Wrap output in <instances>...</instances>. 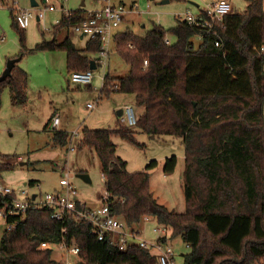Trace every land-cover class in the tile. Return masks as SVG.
I'll use <instances>...</instances> for the list:
<instances>
[{
    "label": "trees",
    "instance_id": "trees-1",
    "mask_svg": "<svg viewBox=\"0 0 264 264\" xmlns=\"http://www.w3.org/2000/svg\"><path fill=\"white\" fill-rule=\"evenodd\" d=\"M244 1L245 9L225 16L224 28L216 26L213 33L178 19L168 32L152 24L142 37L130 31L114 36L128 73L104 75L100 97L114 92L132 95L143 109L136 127L152 137L182 139L184 212L168 210L153 196L149 180L155 161L143 171H126L112 137L133 140L130 128L82 131V145L92 149L101 163L113 214L129 227L148 216L170 228V239L180 237L190 250L182 264L264 260V10L263 0ZM71 13L52 27V40L41 41L35 50L63 51L67 70L84 72L101 43L90 39L83 50L77 49L67 29L84 15ZM13 26L18 27L15 20ZM62 33L65 37L58 41ZM194 39H199L198 46ZM28 80L14 67L11 76L0 82L9 88L13 105L26 103ZM54 139L65 144L68 134L55 131ZM175 165V157L165 159L164 173H171ZM11 167L0 163V176ZM14 197L0 195V208ZM8 222H15V227L2 233L0 264H58L53 250L40 245L63 239L80 248L81 264H156L145 250L130 246L120 252L108 239L98 241L86 223L52 219L48 208L33 206L22 220ZM167 240L162 237L159 242Z\"/></svg>",
    "mask_w": 264,
    "mask_h": 264
},
{
    "label": "rangeland",
    "instance_id": "rangeland-1",
    "mask_svg": "<svg viewBox=\"0 0 264 264\" xmlns=\"http://www.w3.org/2000/svg\"><path fill=\"white\" fill-rule=\"evenodd\" d=\"M34 1L37 3L36 7H31L30 0H20L17 4L12 0H3V4L0 3V75L9 59L23 53L15 67L23 70L29 78L27 101L23 105H13L9 88L5 84L0 85V163L12 166L1 173L0 184L15 191L19 198L23 197L21 191L26 188L30 195L58 193L63 191L59 181L63 174L68 173L75 200L99 208L108 194L101 163L92 149L82 145V131L116 130L126 127L117 116L119 109L131 105L136 117L140 116L143 109L136 105L132 95L117 92L108 98L99 95L101 87L99 75L124 77L128 73V68L121 61L114 45L111 47L112 53L106 70L103 71L102 68L94 70L96 77L91 87L71 82L63 51H36L35 47L41 41L52 40L53 33L49 30L62 17L63 11L69 9L70 0H46L45 3L43 0ZM125 1L127 3L125 9L128 11L132 2ZM133 1L136 13L126 11L127 22L121 23L118 29L124 31L129 27L134 37H142L151 28L152 22L168 32L187 11L196 15L198 12L196 5L200 10H204L206 5L217 0H168V3H162L164 0ZM229 1L234 12H242L247 5L244 0ZM81 2L86 6L94 3L96 8L93 10L102 7L96 0H74L75 7ZM48 6H55L56 11L44 13L43 20L38 21L34 17L24 30L13 26L14 13L12 14L10 8L14 9V12L31 9L36 13ZM130 10L133 11V7ZM64 37L65 34H59L57 40L61 41ZM69 37L80 51L89 42L88 39L79 40L73 33H69ZM194 43L198 46L199 39H194ZM87 105H93L96 109L90 110ZM53 113L60 119V125L55 130L45 128ZM130 129L133 132V140L112 137V142L116 145V155L126 162V171L128 173L143 171L147 163L155 161L157 164L150 170L149 180L153 196L168 210L184 212L182 173L185 151L182 139L171 135L151 137L136 126ZM55 131L68 134L65 144L55 141ZM171 157L176 158L175 168L171 173H164L165 159ZM77 174H87L90 182L76 177ZM29 182L38 183L40 188H36L35 185L29 186ZM154 223L155 221L151 219V222L147 224L141 222L134 228L144 227L142 239L146 238L143 237L146 228L148 242L155 243L157 236L152 233ZM5 229L6 225L0 219V239ZM167 246L174 254V264H182L183 256L190 251L180 237L169 239ZM52 258L58 264L65 261V256L56 250L53 251ZM254 264H264V260Z\"/></svg>",
    "mask_w": 264,
    "mask_h": 264
},
{
    "label": "built area",
    "instance_id": "built-area-1",
    "mask_svg": "<svg viewBox=\"0 0 264 264\" xmlns=\"http://www.w3.org/2000/svg\"><path fill=\"white\" fill-rule=\"evenodd\" d=\"M12 1L17 4L20 0ZM45 2L46 0H43V3ZM0 3L1 5L3 4L2 2ZM96 3L101 4L102 7L85 14L82 19L70 26L67 31L68 33L76 34L81 39L90 40L97 38L100 40L101 45L96 54V62L94 64H96L95 68L97 66L104 71L108 67V59L112 53L111 47L116 35L115 32L123 22L127 10L125 9V5L121 4V0H96ZM205 7L204 10H199L196 15L187 11L180 20L185 21L191 26L202 28V30L208 33H213L216 26L224 28L222 23L224 17L233 12L228 0H217ZM10 10L14 13V20L18 27L26 29L34 17L38 21L43 20L44 13L56 11V7L48 6L36 13H33L31 9L15 12L12 8ZM72 15L71 11H65L61 18L69 19ZM60 19L54 26L60 24ZM51 31L52 28L49 32ZM165 43L169 44L170 42L169 40H165ZM128 46L132 47L131 45ZM94 78V70L92 69L84 72L70 73L71 82L77 85L84 84L91 87ZM99 78L101 80L99 95H101V90L104 87V74L100 75ZM87 108L90 110L96 109L93 105H87ZM118 117L128 128L135 127L137 124V117L131 105L122 107ZM59 123V116L55 114L50 119L48 127L55 130ZM31 185H35L38 189L40 188L38 183L34 184L33 182ZM59 185L63 188V191L39 195H30L26 188L21 191L23 197L19 198L15 191L0 184L1 196L15 195L12 200L7 201L0 208V219L4 221L6 229L9 230L15 227V222H8V220L14 219L16 221L18 218L22 220L29 208L33 206L48 208L51 210V218L58 222L65 223L68 219H73L74 221L90 225V234L93 237L98 241L108 239L120 252H125L130 246H134L154 256L156 264H174V254L171 248L167 246V242H159V239L162 237L170 239V228L159 225L154 220L152 233L157 236L156 242H148V240L142 239V231L140 229L134 228L135 225L132 227L127 226L122 219L113 214L110 207L112 202H110L108 196L103 199L102 207L91 208L75 200L68 173L62 175ZM151 219V217L146 216L142 219V222L147 224L151 222ZM62 232L65 233V230H62ZM40 249H52L53 251L61 252L65 256L63 264H81L82 262L80 248L73 243H67L64 239L57 244L44 242L40 245Z\"/></svg>",
    "mask_w": 264,
    "mask_h": 264
},
{
    "label": "crops",
    "instance_id": "crops-1",
    "mask_svg": "<svg viewBox=\"0 0 264 264\" xmlns=\"http://www.w3.org/2000/svg\"><path fill=\"white\" fill-rule=\"evenodd\" d=\"M132 3H130V6H129V10L127 11V12H130V13H132V14H135L136 12H135V10H136V6H135V2L133 1V0H130ZM229 1V0H228ZM169 2V1H168ZM69 6H68V10L67 11H73V12H79V13H82L83 15H85V14H88L89 13V11L90 10H93V9H95L96 8V6L94 5V3H93V5H91V6H86L85 5V3L84 2H81V4H79V6L78 7H75V5H74V0H70L69 2ZM116 3V2H115ZM229 3H230V1H229ZM246 3V2H245ZM121 4L122 5H125V4H127L126 3V1L125 0H121ZM74 5V6H73ZM231 5V4H230ZM207 6V5H206ZM246 6V5H245ZM132 7H133V11L132 10H130V9H132ZM196 7L198 8V12H199V10H200V7H198L197 5H196ZM231 8H232V6H231ZM263 10H264V0H263ZM232 11L234 12V10L232 9ZM65 11H63V13H64ZM91 12V11H90ZM197 12V13H198ZM126 14V13H125ZM149 20H152V19H149ZM127 22V20L125 19V15H124V20H123V22H122V24H124V22ZM137 21H139L138 19H137ZM154 22H152V24H153ZM156 24V23H155ZM128 25V24H127ZM144 27V25H142V28ZM151 27H152V25H151ZM151 29V28H150ZM149 29V30H150ZM130 30V28L128 27V28H125L124 29V31H129ZM123 30L121 31V30H119V29H117L116 30V32H115V34H117V33H120V32H124ZM71 34V33H70ZM68 36H69V33H68ZM78 38H79V40H83V39H81V37H79V36H77ZM74 43V42H73ZM113 45H114V42H113ZM115 46V45H114ZM92 61H94V63L96 62V55L95 56H92V59H91ZM96 64H94V66H95ZM97 69H99L97 66H96V68L94 69V70H97ZM100 76V75H99ZM96 77V76H95ZM100 79V78H99ZM120 110V109H119ZM142 114V112L140 113V115ZM55 115V113H53L52 115H51V117H50V119L52 118V116H54ZM57 115V114H56ZM50 119L48 120V122H47V124H46V126H45V128H47V125L49 124V122H50ZM60 120V119H59ZM59 125H60V123H59ZM152 137V136H151ZM20 165H22V163L20 164ZM33 182H29L28 183V185L30 186L31 184H32ZM61 187V186H60ZM62 188V187H61ZM58 192V191H57ZM82 204H84V203H82ZM86 206H88V207H91V206H89V205H87V204H85ZM91 208H94V207H91ZM136 226V225H135ZM139 230V229H138ZM140 230L141 231H143L144 232V227L143 228H140ZM146 232H147V229L145 228V236H144V233H143V237H146L145 239L147 240V236H146Z\"/></svg>",
    "mask_w": 264,
    "mask_h": 264
},
{
    "label": "water",
    "instance_id": "water-1",
    "mask_svg": "<svg viewBox=\"0 0 264 264\" xmlns=\"http://www.w3.org/2000/svg\"><path fill=\"white\" fill-rule=\"evenodd\" d=\"M162 3H168V0H164ZM30 5H31V7H36L37 3L34 0H30ZM19 60H20V58H12L6 62V66L4 68V71L0 75V82H3L4 80H6L7 78H9L11 76L12 70L15 67L16 63L19 62ZM90 69H92V70L95 69L94 61H92V60L90 61ZM119 115H120V111L117 112V116H119ZM76 177L84 180L85 182H90L87 174H77Z\"/></svg>",
    "mask_w": 264,
    "mask_h": 264
}]
</instances>
